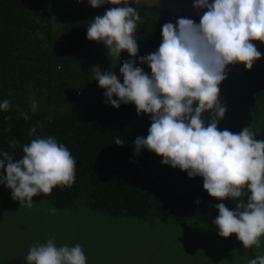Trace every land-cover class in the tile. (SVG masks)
<instances>
[{
	"label": "trees",
	"instance_id": "1",
	"mask_svg": "<svg viewBox=\"0 0 264 264\" xmlns=\"http://www.w3.org/2000/svg\"><path fill=\"white\" fill-rule=\"evenodd\" d=\"M117 6L123 5L108 3L93 8L88 2L73 0H0V102H10L8 110L0 111V150L18 161L23 146L37 136H54L70 150L76 159L75 183L33 197L57 208L87 203L115 217L146 221L162 217L213 225L219 215L215 205L224 203L234 210L237 201L211 197L203 188V177L189 178L186 171L163 165V157L147 148L136 154L134 141L147 136L151 114L138 115L134 103L115 108L100 101L106 89L95 80L93 67L109 71L112 61L102 42L87 38V28L95 17ZM131 6L138 9L143 23L135 33L137 56L121 52V83L120 67L130 59L151 74L139 58L158 49L165 23L175 25L179 18L200 21L145 4ZM250 42L261 58L250 70L242 63L227 66V78L219 85V100L227 111L218 130L241 132L248 125L237 104L254 105L258 112V104L264 103V42ZM33 101L38 105L35 112L31 110ZM21 113H27L29 119ZM202 119L207 126L211 110L205 111ZM32 127L37 131L30 135ZM255 136L264 140V130ZM116 138L122 145L114 143Z\"/></svg>",
	"mask_w": 264,
	"mask_h": 264
},
{
	"label": "clouds",
	"instance_id": "2",
	"mask_svg": "<svg viewBox=\"0 0 264 264\" xmlns=\"http://www.w3.org/2000/svg\"><path fill=\"white\" fill-rule=\"evenodd\" d=\"M88 3L93 8L123 5L95 17L87 38L102 42L119 61L123 50L136 57L135 33L143 19L131 5L148 0ZM193 7L207 9L198 24L190 18H179L175 25L165 23L158 49L139 58L151 69L150 75L130 59L120 67L123 83L112 71L102 72L97 66L95 80L106 89L104 96L111 106L134 103L138 115L151 114L147 136L134 141L136 154L147 148L163 157V165L178 167L189 178L203 177V188L211 197L236 200L234 210L224 203L215 205L218 234L227 238L235 233L245 249L259 247L264 236V140L255 139L251 126L232 133L218 130V122L227 111L219 100L227 66L242 63L250 70L261 58L250 41L264 42V0H195ZM37 107L33 101L31 110ZM9 108L8 99L0 102V111ZM208 110L212 119L206 126L202 114ZM21 115L29 119L27 113ZM36 131L32 127L29 134ZM114 143L122 145V140L116 138ZM22 151V158L15 161L13 154L0 150V185L11 189L21 205L30 208L34 196L75 183L76 159L54 136H37ZM26 259L28 264H87L81 245L57 246L53 239L32 246ZM249 264H264V255L251 258Z\"/></svg>",
	"mask_w": 264,
	"mask_h": 264
},
{
	"label": "rangeland",
	"instance_id": "3",
	"mask_svg": "<svg viewBox=\"0 0 264 264\" xmlns=\"http://www.w3.org/2000/svg\"><path fill=\"white\" fill-rule=\"evenodd\" d=\"M109 56V71L118 76L120 61ZM100 101L107 102L106 97ZM252 106L237 104L257 133L264 130V103L258 104V112ZM33 201L32 207L23 206L13 199L11 189L0 185V264H28L30 248L49 239L57 246L81 245L87 264H249L264 255V236L260 249H245L235 233L221 237L215 224L162 217L146 221L101 213L87 203L57 208L45 199Z\"/></svg>",
	"mask_w": 264,
	"mask_h": 264
},
{
	"label": "water",
	"instance_id": "4",
	"mask_svg": "<svg viewBox=\"0 0 264 264\" xmlns=\"http://www.w3.org/2000/svg\"><path fill=\"white\" fill-rule=\"evenodd\" d=\"M212 0H209L211 3ZM195 0H148L149 7H156L169 11L172 15H185L200 18L207 9H196L193 7Z\"/></svg>",
	"mask_w": 264,
	"mask_h": 264
},
{
	"label": "built area",
	"instance_id": "5",
	"mask_svg": "<svg viewBox=\"0 0 264 264\" xmlns=\"http://www.w3.org/2000/svg\"><path fill=\"white\" fill-rule=\"evenodd\" d=\"M81 1H82V0H81ZM73 2H74V3H79V2H77V0H73Z\"/></svg>",
	"mask_w": 264,
	"mask_h": 264
}]
</instances>
